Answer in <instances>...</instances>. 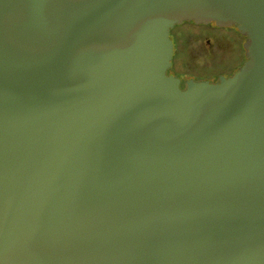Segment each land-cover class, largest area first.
I'll return each instance as SVG.
<instances>
[{
    "label": "water",
    "instance_id": "95a60500",
    "mask_svg": "<svg viewBox=\"0 0 264 264\" xmlns=\"http://www.w3.org/2000/svg\"><path fill=\"white\" fill-rule=\"evenodd\" d=\"M183 21L241 65L179 88ZM0 264H264V0H0Z\"/></svg>",
    "mask_w": 264,
    "mask_h": 264
},
{
    "label": "flooded vegetation",
    "instance_id": "af4514ba",
    "mask_svg": "<svg viewBox=\"0 0 264 264\" xmlns=\"http://www.w3.org/2000/svg\"><path fill=\"white\" fill-rule=\"evenodd\" d=\"M191 24H197L192 21H188ZM182 23V22H181ZM188 23V24H189ZM210 27H216L213 25L203 24ZM209 32H196V31H187L183 28H179L178 31H174L172 28L169 29V36L172 41V56L170 60V66L166 70V74H171L178 78L179 88H184L185 81L187 79H192L194 81H208L215 82L219 75H223L225 77L231 75L243 62L245 59L243 49L241 47V43L244 40V36L240 35L238 31L233 27L234 31L230 32V34L223 33V27L210 28ZM202 34H206L207 38L213 42L211 45V49H201L199 48L197 52V57L202 55L205 60H209L214 58L213 60H217L221 64L218 66L217 70H213L214 74L209 77H199L192 78L186 71H189L191 64L187 62L186 52H187V38L190 36L200 37ZM180 42L185 44L182 47V51L185 54V60L180 63L174 62V52L180 48ZM181 49V48H180ZM242 55L239 62L235 64L230 61L233 59L234 54ZM198 57V58H199ZM197 59V58H196ZM197 62V61H196Z\"/></svg>",
    "mask_w": 264,
    "mask_h": 264
},
{
    "label": "rangeland",
    "instance_id": "374dc122",
    "mask_svg": "<svg viewBox=\"0 0 264 264\" xmlns=\"http://www.w3.org/2000/svg\"><path fill=\"white\" fill-rule=\"evenodd\" d=\"M188 21H183L180 24H175L172 29L176 32L179 30V28H183L187 31H196V32H209L211 30L210 28H216V27H210L203 24H191ZM234 31L233 27H223V33L224 34H230V32ZM187 62L191 64L189 71H186L192 78H199V77H209L214 74L213 70H217L218 66H221L217 60H213L214 58L209 59L208 61L203 58L201 55L197 57V52L199 48L201 49H211V45L213 42L209 40L206 36V34H202L200 37H193L190 36L187 38ZM185 44L180 42L178 51H175L173 58L175 63H180L185 60V54L182 51V47ZM242 55L236 53L233 55V59L230 61L231 63L235 64L236 62L240 61ZM197 58V59H196ZM197 61V62H196Z\"/></svg>",
    "mask_w": 264,
    "mask_h": 264
},
{
    "label": "trees",
    "instance_id": "16d2710c",
    "mask_svg": "<svg viewBox=\"0 0 264 264\" xmlns=\"http://www.w3.org/2000/svg\"><path fill=\"white\" fill-rule=\"evenodd\" d=\"M180 48H178L176 51H178ZM175 53V52H174Z\"/></svg>",
    "mask_w": 264,
    "mask_h": 264
}]
</instances>
